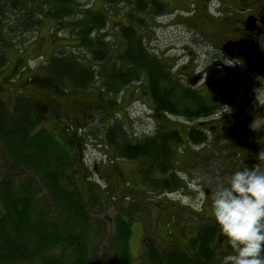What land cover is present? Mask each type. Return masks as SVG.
Instances as JSON below:
<instances>
[{
  "label": "trees",
  "instance_id": "trees-1",
  "mask_svg": "<svg viewBox=\"0 0 264 264\" xmlns=\"http://www.w3.org/2000/svg\"><path fill=\"white\" fill-rule=\"evenodd\" d=\"M91 1L0 0V68L9 63L6 52L11 47L26 45L37 35L45 19H52L53 34L63 32L62 37L70 36L76 42L62 46V52L57 51L42 62L48 68L46 76H52L61 90L66 89L64 82L83 87L101 81L100 89L111 93L118 102L107 110L98 108L95 116L97 119L111 115L110 126L104 130L107 162L145 158L149 167L143 170L144 177L153 187L160 185L180 191L181 180L175 166L182 154L179 133L151 130L133 139L123 121L114 118L122 113L126 89L131 88L130 94L138 91L146 78L154 84L157 95L166 91L169 97L170 102L158 104L159 107L173 106L172 99L177 95L173 86L163 90L157 84L163 78L169 82L168 86L173 85L172 77L161 73L170 71L150 53L147 44L145 0H104L101 8L90 4ZM112 14L117 15L116 19L112 20ZM74 48L78 51L69 56L68 51ZM80 52L86 57L76 56ZM50 103L66 122L71 120ZM41 118L34 100L20 96L12 111L0 103V162L4 159L0 164V264H129L130 228L119 210L115 217L117 231L107 237L109 245L115 246V256L92 261L98 243L89 253L86 237L94 232L93 226L95 232H103L104 227L103 220L93 219L91 211H96L102 199L107 202L112 197L101 195L95 188L102 185L92 179L95 173L92 169L91 175L85 176L91 181L89 198L83 195L74 164L76 159L85 161L84 147L77 148L75 155L64 149L68 143H80L81 128L78 133L74 130L75 134L69 135L66 142L59 141L43 128L35 130ZM155 171L160 176H151ZM211 217L207 214L200 217L205 223L199 226L196 237L191 238L190 250L176 244L169 248L157 246L145 236L143 264L215 263L216 226L209 220Z\"/></svg>",
  "mask_w": 264,
  "mask_h": 264
},
{
  "label": "rangeland",
  "instance_id": "rangeland-1",
  "mask_svg": "<svg viewBox=\"0 0 264 264\" xmlns=\"http://www.w3.org/2000/svg\"><path fill=\"white\" fill-rule=\"evenodd\" d=\"M91 2L90 4H94L96 8L103 7L105 3L104 0H92ZM111 17L114 20L117 15L112 14ZM53 24L52 19H45L37 35L31 38L26 45L11 47L6 52L9 63L0 68V99H3L0 103L12 111L15 101L20 96L34 100L38 113L42 117L35 130L43 128L55 140L66 142L69 135L75 134L74 130L78 133L81 128L83 137L79 140L81 144L67 142L68 144L66 143L67 145L63 147L71 155H75L77 148L84 147L85 161L76 159L74 164L83 195L89 198L88 184L91 181L87 180L85 176L91 175L92 169L95 171L92 179L100 181L102 185L101 187L95 185V188L101 195L112 197V201L106 202L101 196L102 201L98 203L96 211H91L93 219L101 218L103 220L102 227H104L103 232H95L96 228L93 226L94 232L86 237V240H89V253H92L91 249L98 243L97 252L93 253L92 261L95 263L102 261L105 257L113 258L115 256V246L109 245L107 237L114 235L117 231L115 217L118 210L121 213V218L129 223L130 233L127 238L129 264L144 263L145 236H148L150 242L157 246L165 245L166 248H169L172 242H175L176 245L179 244L189 249L191 238L196 237L195 227L199 229V226L205 223L203 218H199L201 215L194 213L191 209L196 212L200 211L199 207L204 201L200 212L211 216L210 205L214 193L222 184L227 183L228 176L233 172L230 168L231 165L236 170L240 167V170L245 167L251 168L257 164L254 160L255 153L245 150L231 151L230 141L237 139L235 136L223 139L220 142L223 145L222 150L209 151L210 156L208 157L204 156L205 153H203L204 155L200 153L201 155L198 157L196 150L185 151L180 154V158L177 159L178 163L175 165L181 180L179 192L160 187V185L153 187V184L147 180L148 178L144 177L143 170L149 167L145 158L115 159L114 162H107V157L104 155L107 148L103 145L105 143L104 130L110 126L111 115L104 114V116L101 115L102 117L98 116L97 119L95 116L98 114V108L104 107L107 110L114 104L117 106L118 102H115L114 98L112 99L111 93L100 89L101 81H98L99 84L93 82L83 87L69 86V82H64L63 86L66 89L61 90L52 76H46L48 68L42 62L49 59L53 53L62 52V46L73 45L72 43L76 42L75 39L69 38L70 36L62 37L63 32L58 35L53 34L51 32ZM175 47L182 49L181 46ZM73 51H78V49H70L69 56H73ZM76 56L86 57L83 52ZM232 68L227 74L224 71L223 80L220 79L219 82L210 86L209 91H212L208 93L210 97H219L221 89L226 90V85L229 86V93H231L233 85L238 88L242 84L238 73L245 79L247 78L253 87L255 84L257 85L256 81H252L248 76L249 72L244 66L235 61ZM13 74L16 76L11 78ZM228 76L238 78H235L233 83L227 84L225 80H228ZM243 83L245 84V82ZM232 89L235 91L234 88ZM130 90L131 88L126 89L121 107L119 106L121 115L113 117L123 121L129 128L132 138L135 139L151 131L154 121L147 113L146 106L136 102L137 92L130 94ZM236 93L242 96L244 91L240 90ZM259 95L256 100L260 97ZM44 99L47 102H53L55 109H59L60 112L63 110L65 117L68 116L71 120L66 122L61 114L54 110L51 103L48 108L39 106L38 103ZM239 130L236 129L235 132H239ZM84 142L87 143L86 146H83ZM224 145H228V147H224ZM259 153L257 152L256 158ZM110 154L113 155L111 151ZM3 162L4 159L0 164ZM258 163L264 166V161H258ZM96 166L98 172H96ZM97 173L98 175H96ZM158 175L160 176L157 171L151 174L154 177ZM208 189L211 190L210 196L207 193ZM209 220L212 222L213 218ZM217 240L218 238L214 243L217 244ZM221 240H223V245L227 243L225 237L221 236ZM219 249L217 248V253ZM223 256H225V252L224 255L217 256L216 262L211 264H232L231 259Z\"/></svg>",
  "mask_w": 264,
  "mask_h": 264
},
{
  "label": "flooded vegetation",
  "instance_id": "flooded-vegetation-1",
  "mask_svg": "<svg viewBox=\"0 0 264 264\" xmlns=\"http://www.w3.org/2000/svg\"><path fill=\"white\" fill-rule=\"evenodd\" d=\"M144 5L150 53L168 68V74L163 70L161 73L172 77L173 85L168 86L169 82L163 78L158 79L157 84L163 90L173 86L177 92L172 99L173 106L164 108L158 104L169 101L166 91L157 95L154 84L147 78L136 91V102L146 106L154 121L152 131H177L182 153L196 150L198 157L203 153L208 157L209 151L222 150L220 142L235 136L237 139L230 141V150L252 151L258 163L257 152L264 151V72L251 63L246 54L240 53L239 48L242 45L257 47L264 56V0H145ZM235 61L245 67L257 85L253 87L238 73L244 86L233 85L235 91L231 88L229 93L226 85L219 97H210V86L223 80L224 71L225 74L231 71ZM238 77L228 76L229 81H225L230 84ZM240 90L244 91L242 96L236 93ZM198 98L203 101H197ZM38 105L49 107L46 99ZM236 129H240L239 132H235ZM230 168L237 171L232 165ZM210 192L208 189V196ZM212 223L216 226L217 247L221 252L230 253L228 243L222 244L218 226L213 220Z\"/></svg>",
  "mask_w": 264,
  "mask_h": 264
},
{
  "label": "clouds",
  "instance_id": "clouds-1",
  "mask_svg": "<svg viewBox=\"0 0 264 264\" xmlns=\"http://www.w3.org/2000/svg\"><path fill=\"white\" fill-rule=\"evenodd\" d=\"M257 160L264 161V151ZM210 208L235 253L232 264H264V166L232 172L214 193Z\"/></svg>",
  "mask_w": 264,
  "mask_h": 264
},
{
  "label": "water",
  "instance_id": "water-1",
  "mask_svg": "<svg viewBox=\"0 0 264 264\" xmlns=\"http://www.w3.org/2000/svg\"><path fill=\"white\" fill-rule=\"evenodd\" d=\"M247 45H242L239 48V52L246 54L249 58V61L257 66L260 71L264 72V56H261L257 47L248 48ZM248 49H251V52H248Z\"/></svg>",
  "mask_w": 264,
  "mask_h": 264
},
{
  "label": "crops",
  "instance_id": "crops-1",
  "mask_svg": "<svg viewBox=\"0 0 264 264\" xmlns=\"http://www.w3.org/2000/svg\"><path fill=\"white\" fill-rule=\"evenodd\" d=\"M169 230V229H168ZM170 231V230H169Z\"/></svg>",
  "mask_w": 264,
  "mask_h": 264
}]
</instances>
